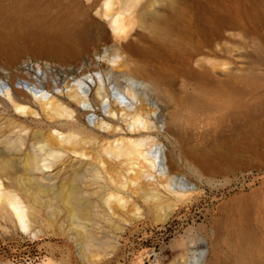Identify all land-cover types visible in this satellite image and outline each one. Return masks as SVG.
Segmentation results:
<instances>
[{"label":"rangeland","instance_id":"374dc122","mask_svg":"<svg viewBox=\"0 0 264 264\" xmlns=\"http://www.w3.org/2000/svg\"><path fill=\"white\" fill-rule=\"evenodd\" d=\"M89 1L0 0V70L16 79L25 62L47 61L53 77L69 83L100 72L104 98L123 88L131 62L117 57L122 33L94 24L110 17ZM127 3L115 0L109 14L120 13L135 32L127 49L135 63L167 84L161 93L140 90L150 123L138 135L141 148L154 153L160 142L166 177L188 190L174 195L140 176V157L107 154L118 133L89 124L88 114L64 125L52 110L27 116L0 108V179L27 204L30 223L24 231L0 210V264H264V0H182L167 40L131 22ZM137 3L146 13L161 4ZM91 103L104 117L101 101ZM50 124L69 142L59 145ZM49 149L60 152L53 170L41 167ZM42 169L51 176L41 177ZM70 193L88 208L86 237L69 218ZM110 193L123 206H109Z\"/></svg>","mask_w":264,"mask_h":264},{"label":"bare ground","instance_id":"6f19581e","mask_svg":"<svg viewBox=\"0 0 264 264\" xmlns=\"http://www.w3.org/2000/svg\"><path fill=\"white\" fill-rule=\"evenodd\" d=\"M137 1L138 0H128L127 3L129 4L127 5L129 7L126 9L130 11L131 22L135 21L142 27H147L155 34L156 39L159 37L160 39L164 37L168 38L169 35H166L171 31L168 30L170 24L174 22L173 20L180 18L182 15V0H157L161 3L160 6L153 10H149L148 13L145 12V10L147 11L145 3L138 4ZM89 2L93 5L100 4L101 8H104V14L110 17L108 19L94 17L92 19L94 24H107L109 27L107 26L104 28L107 33H122V41L119 45V49L124 50L117 54V57H119L122 62H131L129 72L125 73L126 79L129 82L123 88L112 87L111 92L109 93L110 96L104 98L106 96V91L104 90L105 79L98 71L89 73L85 75V77H80L79 79L72 78L73 82L71 83L66 80L67 77L65 76L62 80L65 84L61 85L62 81L53 77V72L56 68H53L49 62L45 61L43 67L39 63L25 62L23 64L25 73L24 77L16 76L18 78L13 79L7 72L0 70V108L10 107L15 109L18 113L27 116H37L40 110L43 109L52 110L53 112L51 113V116L58 118L55 120V123H61L64 125L77 124L80 122L82 114H88L89 124H99L105 126L106 129L115 130V132L118 133V138L113 140L114 145L107 149V154L116 157L122 155L136 156V158L140 157V176L152 181H159L163 183V187L170 193L182 197L186 190H188L186 186L187 183H177L174 178L166 177L167 168L163 159V146L160 142H157V147L154 153L149 149L148 151H145L141 148L142 140L138 137L143 129L150 128L148 118L143 116L140 111V90L148 89L153 93L165 92L167 84L166 82L164 83V81L166 79L163 81V78L161 76L162 79L158 77V74L155 76L152 74V71L149 72V69L146 70L144 66L145 64L142 65V61V63L140 62L141 64H138L137 61L135 63V60L133 59L134 56L132 57L131 53H129L130 50L129 52L127 50L128 47L132 46V40L130 37L135 32H132L131 29L126 30L127 25L124 23L120 13H117L114 17L109 14L115 0H91ZM179 43L181 42L179 41ZM133 51L134 49L131 50L132 54ZM48 73H50L49 77L47 75ZM248 76L249 75H247V77ZM43 79L48 81V85L44 83ZM216 95L218 94H215L214 96ZM94 96L101 101V105L104 108V117H99L91 103V98ZM222 97L224 96L221 95L219 99ZM80 104H82V107ZM220 109L222 110V107ZM125 117L129 118L127 120V125H119V118ZM50 125L55 127L52 133V138L58 139L57 143L59 145L64 141L69 142L71 139L70 134H65L64 131L55 124ZM42 149L43 147H41V150ZM69 150L78 158L86 156V152L83 148L73 147L69 148ZM59 156L60 152L58 150L49 149L45 158H43L44 162L41 167L53 170L54 163ZM132 169L137 172L136 168L132 167ZM41 172V177H49L52 174L44 169H42ZM135 175L136 173L130 175L129 183L136 182ZM134 185L137 187V184ZM120 186L125 187V185ZM123 200L124 198L118 193H110L106 202L109 206L115 208L123 206V203L121 202ZM65 201V207L67 208L69 218H71L73 224H75L76 229H80L83 236L86 237V217L89 214L87 206L78 202L72 193L66 196ZM4 208H7L13 223L18 225L24 231L30 230L29 210L27 204H25L22 197L17 192L6 188L3 185L2 179H0V210H3Z\"/></svg>","mask_w":264,"mask_h":264}]
</instances>
